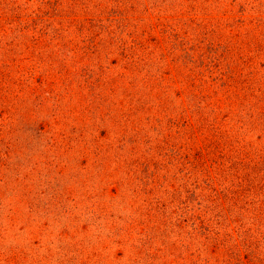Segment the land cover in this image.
<instances>
[{
  "label": "rangeland",
  "instance_id": "obj_1",
  "mask_svg": "<svg viewBox=\"0 0 264 264\" xmlns=\"http://www.w3.org/2000/svg\"><path fill=\"white\" fill-rule=\"evenodd\" d=\"M0 264H264V0H0Z\"/></svg>",
  "mask_w": 264,
  "mask_h": 264
}]
</instances>
